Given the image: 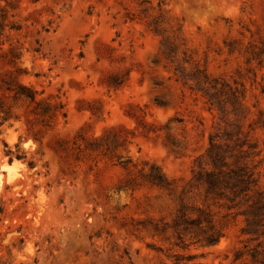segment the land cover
Here are the masks:
<instances>
[{
	"label": "rangeland",
	"instance_id": "374dc122",
	"mask_svg": "<svg viewBox=\"0 0 264 264\" xmlns=\"http://www.w3.org/2000/svg\"><path fill=\"white\" fill-rule=\"evenodd\" d=\"M0 4L8 10L0 75L14 67L10 48L19 49L16 63L28 70L21 80L67 110L41 134V124L27 120L34 115L16 108L21 117L0 132V264L251 262L250 254L235 260V253L264 242V234L243 233L244 216L230 217L217 244L184 249L171 229L162 230L177 211V196L147 182L134 188L133 178L142 181L139 168L156 162L181 188L218 132L221 144L252 152L246 159L256 164L264 189V67L248 62L246 52L264 38V0ZM168 37L177 45L174 58ZM179 65L187 72L205 68L244 95L224 104L223 113L181 77ZM112 128L122 145L111 152L86 149L78 137L105 135L106 147ZM5 163H15L10 173ZM214 208L219 217L227 210ZM188 253L197 257L180 258Z\"/></svg>",
	"mask_w": 264,
	"mask_h": 264
},
{
	"label": "trees",
	"instance_id": "16d2710c",
	"mask_svg": "<svg viewBox=\"0 0 264 264\" xmlns=\"http://www.w3.org/2000/svg\"><path fill=\"white\" fill-rule=\"evenodd\" d=\"M11 1L7 2L10 5ZM8 13L7 6L0 4V51L3 31L5 28L4 19ZM157 24V23H156ZM159 25L155 30L160 31ZM165 43L174 58L177 45L169 37L165 38ZM248 62L257 61L264 67V38L260 43L251 42L246 47ZM9 63L13 68L8 69L0 75V132L11 119H19L20 113L16 108L25 107L34 118H28V122L40 123L41 128L38 133H43L45 129L52 127V122L59 116L67 117L65 104L61 101H52L50 98L39 97V91L33 85L21 80V76L28 74L26 67L18 65L17 60L21 59L22 51L11 47L9 50ZM8 57V54L0 53V57ZM181 77L186 82L191 83V87L204 91L212 104H216L225 112V106L232 98H239L244 95V90L232 89L230 84L224 79L221 81L217 78H210L205 68L197 67L192 72H187L182 65L177 67ZM221 87H218V84ZM229 87L231 94L226 91ZM225 115H222V120ZM240 130L242 131L241 127ZM114 138L105 144L103 139L105 135L94 137L92 140L85 139L83 133L78 137L84 140V147L91 150L102 148L105 153L111 152L118 146L122 145L119 140V131L112 128ZM232 134H230L231 136ZM78 137L74 143L80 150L83 149V143H80ZM41 140V137H36ZM219 133L215 132L210 136V145L206 153L197 158L198 168L195 170L193 177L181 188H179L175 179L169 178L160 165L156 162L145 161L144 165L139 168L140 181L133 178L134 188L147 182L151 186L158 187L170 195L177 196L179 206L171 221H164L162 230L171 229L178 240V245L188 249L191 245H214L225 235V228L230 217L237 215L244 216L245 226L242 228L243 233L260 237L264 234V189L259 187L260 177L256 171V164H252L246 159L252 152L247 149L235 150L227 143L221 144L218 140ZM244 143L240 144L242 146ZM254 146L250 145L252 149ZM25 156L18 154V158ZM13 161V160H12ZM129 162H121L128 167ZM136 165V163H133ZM29 165H35L33 160ZM215 205L226 206V212L221 217L220 210L214 208ZM155 228L159 230L158 226ZM264 243L246 249H238L235 253V260L242 259L246 254L252 257L251 262L247 264H264ZM195 253H188L181 256V259L192 260L196 258ZM200 264V263H191Z\"/></svg>",
	"mask_w": 264,
	"mask_h": 264
},
{
	"label": "bare ground",
	"instance_id": "6f19581e",
	"mask_svg": "<svg viewBox=\"0 0 264 264\" xmlns=\"http://www.w3.org/2000/svg\"><path fill=\"white\" fill-rule=\"evenodd\" d=\"M15 163H5L3 169L7 170L9 173L14 169Z\"/></svg>",
	"mask_w": 264,
	"mask_h": 264
}]
</instances>
